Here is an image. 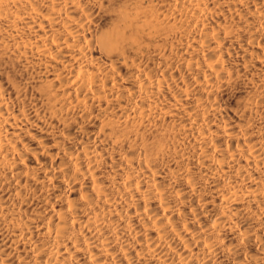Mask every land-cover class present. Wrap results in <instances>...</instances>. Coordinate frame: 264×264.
Masks as SVG:
<instances>
[{"label": "bare ground", "instance_id": "1", "mask_svg": "<svg viewBox=\"0 0 264 264\" xmlns=\"http://www.w3.org/2000/svg\"><path fill=\"white\" fill-rule=\"evenodd\" d=\"M0 264H264V0H0Z\"/></svg>", "mask_w": 264, "mask_h": 264}]
</instances>
